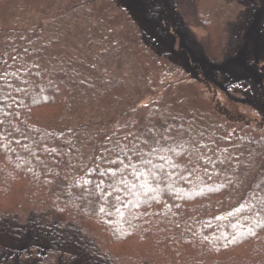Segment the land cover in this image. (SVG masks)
Listing matches in <instances>:
<instances>
[{
  "label": "trees",
  "instance_id": "trees-1",
  "mask_svg": "<svg viewBox=\"0 0 264 264\" xmlns=\"http://www.w3.org/2000/svg\"><path fill=\"white\" fill-rule=\"evenodd\" d=\"M184 1L220 40L228 6ZM49 3L0 0V264H264V136L228 156L180 115L136 117L146 75L113 72L115 59L108 79L89 81L28 34ZM183 8L172 0L149 39L196 73L168 33Z\"/></svg>",
  "mask_w": 264,
  "mask_h": 264
},
{
  "label": "rangeland",
  "instance_id": "rangeland-1",
  "mask_svg": "<svg viewBox=\"0 0 264 264\" xmlns=\"http://www.w3.org/2000/svg\"><path fill=\"white\" fill-rule=\"evenodd\" d=\"M177 1L187 7L182 13L186 23L169 26L168 33L176 50L196 58L192 64L199 62L196 73L164 55L167 46L155 51L149 39L159 22L165 26L174 14L172 0H50L38 12L36 24L25 29L39 35L37 45L62 51L89 81L108 79L105 64L112 67L115 59L113 72L146 75L152 95L141 102L131 99L130 107L139 108L136 117L180 115L178 120L210 143L217 145L221 139L224 155H243L264 136L250 133L264 130V0H222L230 17L220 40V32L209 36L191 17L186 2ZM250 68L257 75L250 76ZM156 100L169 105H156ZM194 119L202 125L190 121ZM113 128L109 123L108 131Z\"/></svg>",
  "mask_w": 264,
  "mask_h": 264
},
{
  "label": "water",
  "instance_id": "water-1",
  "mask_svg": "<svg viewBox=\"0 0 264 264\" xmlns=\"http://www.w3.org/2000/svg\"><path fill=\"white\" fill-rule=\"evenodd\" d=\"M262 97H263V100H264V91H263V93H262Z\"/></svg>",
  "mask_w": 264,
  "mask_h": 264
},
{
  "label": "snow or ice",
  "instance_id": "snow-or-ice-1",
  "mask_svg": "<svg viewBox=\"0 0 264 264\" xmlns=\"http://www.w3.org/2000/svg\"><path fill=\"white\" fill-rule=\"evenodd\" d=\"M100 210H101V211H104V209H103V208H101Z\"/></svg>",
  "mask_w": 264,
  "mask_h": 264
}]
</instances>
